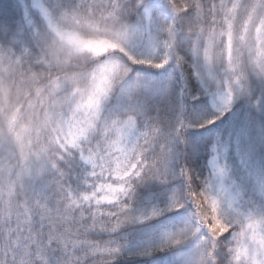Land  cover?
<instances>
[{"label": "snow or ice", "instance_id": "snow-or-ice-1", "mask_svg": "<svg viewBox=\"0 0 264 264\" xmlns=\"http://www.w3.org/2000/svg\"><path fill=\"white\" fill-rule=\"evenodd\" d=\"M0 3V264H264V0ZM226 120L200 179L185 132Z\"/></svg>", "mask_w": 264, "mask_h": 264}, {"label": "trees", "instance_id": "trees-1", "mask_svg": "<svg viewBox=\"0 0 264 264\" xmlns=\"http://www.w3.org/2000/svg\"><path fill=\"white\" fill-rule=\"evenodd\" d=\"M6 2V0H5ZM4 5L3 3H0V8H2ZM144 73H154L155 70L151 69H144ZM193 95H199L198 92L193 93ZM201 99H206L201 97ZM207 103L200 104L196 107H193L191 110V117L195 120H203L204 119V110L206 109ZM163 115V113H161ZM228 120L226 121H219L217 124L213 125L211 128L207 129H188L185 132V139L187 141V146L185 149V152L187 154V161L192 168V170L195 172V174L200 178L204 179L207 174V161L210 158V148H211V142L215 140V138L222 134L226 128H227ZM169 194V188L165 185H158L153 184L150 185L147 189L141 192L140 195V202L141 206H145L148 200L152 201L153 203H160L161 200H163L166 195ZM162 206V205H161ZM188 210H181L179 213H171L168 214L166 218H159L155 223L157 225L159 224H172V223H178L179 221L176 218L177 215L181 214H188ZM153 229L150 227H143L134 230L131 233L132 238L136 240L146 239L149 236L153 234ZM160 256H163L164 254H158ZM121 264H148L147 260H142L139 257H133L132 259L125 258L121 261Z\"/></svg>", "mask_w": 264, "mask_h": 264}, {"label": "rangeland", "instance_id": "rangeland-1", "mask_svg": "<svg viewBox=\"0 0 264 264\" xmlns=\"http://www.w3.org/2000/svg\"><path fill=\"white\" fill-rule=\"evenodd\" d=\"M204 113H205L203 115L204 119H207V118L210 117L211 109H210L208 104L206 106V109L204 110ZM231 127H232L231 121L228 120V124H227L226 130L222 134H219L218 136L227 137V135L229 134V132L231 130ZM210 156H211V154H210ZM208 161H207V165H206L207 166V170H208L207 176L210 174V168H209V165H208ZM228 162H229V166H230V169H231V175H232V177L234 179L238 180V178L241 175H246L245 170H244V165L241 163L240 157L237 156L234 151L229 154ZM249 163L252 164V165H256V164L260 163V160H259L258 157H256V158H253L251 161H249ZM238 182H239V180H238ZM244 186L246 188L250 187L249 182L247 180L244 181ZM187 216H188V214L177 215L176 218L178 219L179 224H182L186 220Z\"/></svg>", "mask_w": 264, "mask_h": 264}]
</instances>
